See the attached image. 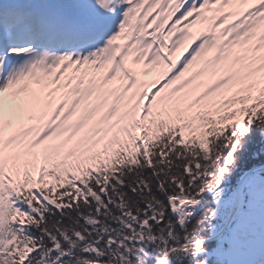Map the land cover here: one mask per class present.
Segmentation results:
<instances>
[{"label": "snow or ice", "instance_id": "6c2138e0", "mask_svg": "<svg viewBox=\"0 0 264 264\" xmlns=\"http://www.w3.org/2000/svg\"><path fill=\"white\" fill-rule=\"evenodd\" d=\"M0 264H264V0H0Z\"/></svg>", "mask_w": 264, "mask_h": 264}]
</instances>
